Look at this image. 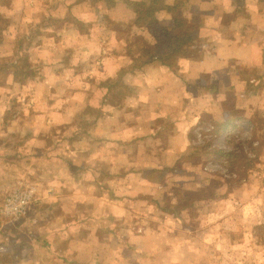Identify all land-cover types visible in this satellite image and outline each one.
<instances>
[{
  "label": "crops",
  "instance_id": "0c3cea01",
  "mask_svg": "<svg viewBox=\"0 0 264 264\" xmlns=\"http://www.w3.org/2000/svg\"><path fill=\"white\" fill-rule=\"evenodd\" d=\"M131 2L194 42L130 54ZM2 22L0 119L30 126L0 153L22 139L37 155L4 182L0 264H264V0H0ZM236 132L261 163L221 188ZM18 188L33 197L14 219Z\"/></svg>",
  "mask_w": 264,
  "mask_h": 264
},
{
  "label": "rangeland",
  "instance_id": "374dc122",
  "mask_svg": "<svg viewBox=\"0 0 264 264\" xmlns=\"http://www.w3.org/2000/svg\"><path fill=\"white\" fill-rule=\"evenodd\" d=\"M3 26H4V23L3 22L0 23V29H3ZM10 58H12V57L9 55L8 56L3 55V57L0 59V64H2V65L5 64L8 60H10ZM19 73H21V71H19ZM19 76H20V74H19ZM10 90H11L10 94L4 93L3 91L1 93H2V95H4V94L11 95L12 96V98H11L12 103L16 107H19V105H18L20 103L19 93H23V91L21 92L20 87H18V85L13 86V88H11ZM1 98L2 97H0V99ZM3 107H4V102L2 100H0V112L3 111ZM32 122L34 123V121H32ZM10 125H12L13 128ZM29 126H30V124L27 122L26 123H18V124L13 122L11 124L4 125L2 123V118H1L0 119V139L5 140L7 138V139H9V142H10L11 140L17 138L18 136L22 137V135H23L25 137L26 133H27L26 131H27ZM6 127H7V129H6ZM234 134H235L234 136L230 137V140H231V138H233L231 141L227 140V138H226V141L224 143H222L221 145L219 144L222 147L221 149H223V147L224 148H226V147L232 148L233 149L232 152L235 155V156L225 155V157L222 156V158L218 164V167L214 168L215 170H219L221 173H225V175H226V177L221 176V178L218 179L221 182L219 184L221 186V188H225V187L228 188V187L242 181L243 178H240V176L243 175V173L240 170H244L245 169L244 166H247L250 164L251 166H253V168L256 169L259 166V164L261 163L260 157L257 158L255 161L254 160L248 161L249 159H248V156L245 154V149H247V151H249L250 149H248V147L242 146V142L245 139L244 133L241 132L239 134L238 132H236ZM8 135H11V136H8ZM21 141H20L21 143H17V145H15V149L17 151L11 152L10 159L7 158V156L6 157L4 156V152L0 153V200L3 197L2 192L5 189H7V186L4 185V182L7 179H8V181H10V179L14 180L16 178H23V174L27 173V171H25V170H26V167H28V166H31L34 169L31 172H35V170H36V163L34 162L35 159H31L32 157L37 155L36 154L37 153L36 148L33 146V149H32V147L26 146L22 139H21ZM224 145H226V146H224ZM255 157L256 156H254L251 159H255ZM15 159H16V161H15ZM209 164H212V163H209ZM208 168H212V166L209 165ZM235 172H237L239 174L237 177L233 176V174ZM3 224H4V220L1 219L0 220V226Z\"/></svg>",
  "mask_w": 264,
  "mask_h": 264
},
{
  "label": "trees",
  "instance_id": "16d2710c",
  "mask_svg": "<svg viewBox=\"0 0 264 264\" xmlns=\"http://www.w3.org/2000/svg\"><path fill=\"white\" fill-rule=\"evenodd\" d=\"M130 5L137 13L136 19L128 23L116 24L118 35L122 36L130 45L128 47L130 54L142 55L146 59L157 56L161 57L164 61H168V58L173 56L174 52H180V49H174L175 47L180 44L183 46L190 45L194 42L193 33L188 28L185 20L176 19V28L173 32H169L168 30L151 31L152 25L156 22L154 8L145 3L131 2ZM150 36L156 41V44L152 42ZM145 39H147V42ZM257 158H259V152L256 153L255 159L252 160L255 161ZM246 167L253 169V166L250 164Z\"/></svg>",
  "mask_w": 264,
  "mask_h": 264
},
{
  "label": "built area",
  "instance_id": "2783aa9c",
  "mask_svg": "<svg viewBox=\"0 0 264 264\" xmlns=\"http://www.w3.org/2000/svg\"><path fill=\"white\" fill-rule=\"evenodd\" d=\"M33 194L29 188L15 189L5 200L2 214L11 215L18 219L26 214L27 205L32 201Z\"/></svg>",
  "mask_w": 264,
  "mask_h": 264
}]
</instances>
